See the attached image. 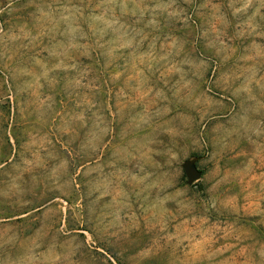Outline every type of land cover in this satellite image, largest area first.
<instances>
[{"label": "rangeland", "instance_id": "obj_1", "mask_svg": "<svg viewBox=\"0 0 264 264\" xmlns=\"http://www.w3.org/2000/svg\"><path fill=\"white\" fill-rule=\"evenodd\" d=\"M0 264H264V0H0Z\"/></svg>", "mask_w": 264, "mask_h": 264}, {"label": "water", "instance_id": "obj_2", "mask_svg": "<svg viewBox=\"0 0 264 264\" xmlns=\"http://www.w3.org/2000/svg\"><path fill=\"white\" fill-rule=\"evenodd\" d=\"M185 173H186V176H187L189 182L194 181L199 176V172L194 168H192L190 170L186 169Z\"/></svg>", "mask_w": 264, "mask_h": 264}]
</instances>
